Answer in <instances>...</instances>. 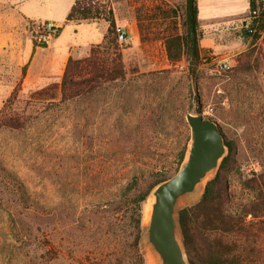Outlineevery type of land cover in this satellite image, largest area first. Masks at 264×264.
Here are the masks:
<instances>
[{
	"label": "rangeland",
	"instance_id": "obj_1",
	"mask_svg": "<svg viewBox=\"0 0 264 264\" xmlns=\"http://www.w3.org/2000/svg\"><path fill=\"white\" fill-rule=\"evenodd\" d=\"M71 1L22 3L41 19L24 23L34 35L32 23L51 13L63 26L54 44L66 46L75 39L74 22H66ZM94 1L109 2L127 39L119 41L114 32L108 43L75 45L72 57L100 51L110 67L120 54L124 78H98L93 90L85 86L79 97L60 103L61 98L20 92L22 71L21 77H9L17 83L15 93L0 100V264H93L99 251L107 261L117 248L120 264H142L132 257L128 230L118 237L110 228L104 238L96 235V209L135 176L148 182L179 170L190 141L188 113L215 119L226 141L234 143L226 174L237 199L251 195L242 180L264 169V38L247 48L255 50L249 71L237 70L239 54L224 61L204 55L194 84L187 59L171 64L162 39L173 21L174 32L182 33L183 0ZM131 24L138 25L141 44L132 43ZM202 193L182 201L179 209ZM70 219L76 223L69 225ZM140 250L148 264L142 239Z\"/></svg>",
	"mask_w": 264,
	"mask_h": 264
},
{
	"label": "trees",
	"instance_id": "obj_2",
	"mask_svg": "<svg viewBox=\"0 0 264 264\" xmlns=\"http://www.w3.org/2000/svg\"><path fill=\"white\" fill-rule=\"evenodd\" d=\"M93 2L95 1L75 0L67 14L66 22L104 20L109 23L108 33L104 38L105 43H108L111 34L116 33L117 29L113 9L109 2L100 5ZM250 3L251 13L256 8V4L251 0ZM197 13V0H185L182 33L174 32L177 29L176 21H173L172 25L167 27L170 28L168 33L162 36L168 61L176 64L186 58L188 76L194 84L198 81V68L203 59L199 46ZM161 14L164 19L169 18L166 10ZM62 28L63 26L57 27L55 37L59 36ZM245 35L250 36L248 31ZM34 36L35 46H47L46 43L37 40L36 34ZM250 37L251 46L264 38V11H260L255 33ZM253 48L239 54L241 64L236 67L237 70L251 69L255 52ZM116 61L115 65L109 67L100 51H93L83 59L70 57L61 82L60 103L79 97L85 86H90L93 90L94 82L98 78L104 77L110 81L124 78L120 54L117 55ZM227 146V155L221 161L214 177L206 183L199 200L183 206L178 211L181 236L190 264H264V169L253 172L251 177L242 180V188L248 190L251 195L246 200L237 199L230 193V181L226 174L235 147L231 141L227 142ZM185 154L186 148L180 154V164L185 159ZM167 178L168 176L165 175L148 182H141L135 176L116 198L98 205L96 217L93 219L96 235L100 234V237L104 238L107 233L105 229L110 228L109 234L113 233L118 237L128 230L131 237L132 257L139 259L143 264L140 243L144 226V204L152 188ZM70 207L72 217L75 209L73 201ZM74 223L76 221L70 219L68 224ZM119 243L121 244V241ZM52 246L56 249V245L52 243ZM100 253L101 257L96 258V263L92 262L93 264H120L117 256L118 248L114 258L107 261L102 256L103 250L98 254Z\"/></svg>",
	"mask_w": 264,
	"mask_h": 264
},
{
	"label": "crops",
	"instance_id": "obj_3",
	"mask_svg": "<svg viewBox=\"0 0 264 264\" xmlns=\"http://www.w3.org/2000/svg\"><path fill=\"white\" fill-rule=\"evenodd\" d=\"M74 1H71V6ZM29 2L0 0V100L15 93L17 83L9 77H21L24 68V76L19 79L20 92L32 93L28 98H61L62 78L69 58L76 52L75 45L87 47L100 44L108 33V22L84 21L74 23L75 39L66 46L54 44L60 39L62 31L46 47L35 46L34 35L24 22L41 19L32 17L28 6H23ZM250 5V0H197L199 46L203 56L215 55L216 59L224 61L246 51L252 41L250 36L245 35ZM42 21H51L62 27L51 13ZM129 30L132 43L141 44L138 25L131 24ZM77 38L79 42L75 44Z\"/></svg>",
	"mask_w": 264,
	"mask_h": 264
},
{
	"label": "water",
	"instance_id": "obj_4",
	"mask_svg": "<svg viewBox=\"0 0 264 264\" xmlns=\"http://www.w3.org/2000/svg\"><path fill=\"white\" fill-rule=\"evenodd\" d=\"M190 127L187 155L179 170L155 185L149 193V213L142 241L156 264H190L178 221L179 205L203 192L209 175L218 171L228 152L219 123L200 113H188Z\"/></svg>",
	"mask_w": 264,
	"mask_h": 264
},
{
	"label": "built area",
	"instance_id": "obj_5",
	"mask_svg": "<svg viewBox=\"0 0 264 264\" xmlns=\"http://www.w3.org/2000/svg\"><path fill=\"white\" fill-rule=\"evenodd\" d=\"M256 4V8L251 11L250 15L246 19L245 29L249 35L252 36L255 33V27L259 21V15L261 8H264V0H251ZM33 32L37 35V40L43 43H48L57 34V26L51 21H37L33 22ZM117 38L119 41H125L127 39V33L124 29L117 27Z\"/></svg>",
	"mask_w": 264,
	"mask_h": 264
},
{
	"label": "bare ground",
	"instance_id": "obj_6",
	"mask_svg": "<svg viewBox=\"0 0 264 264\" xmlns=\"http://www.w3.org/2000/svg\"><path fill=\"white\" fill-rule=\"evenodd\" d=\"M148 213H149V199H147L144 204V223H146L147 221ZM147 260H148V264H156L157 262L155 256L152 254V252L149 249H147Z\"/></svg>",
	"mask_w": 264,
	"mask_h": 264
}]
</instances>
